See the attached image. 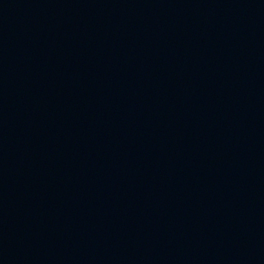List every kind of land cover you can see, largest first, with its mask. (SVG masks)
Returning a JSON list of instances; mask_svg holds the SVG:
<instances>
[{"label":"water","instance_id":"1","mask_svg":"<svg viewBox=\"0 0 264 264\" xmlns=\"http://www.w3.org/2000/svg\"><path fill=\"white\" fill-rule=\"evenodd\" d=\"M0 264H264V0H0Z\"/></svg>","mask_w":264,"mask_h":264}]
</instances>
